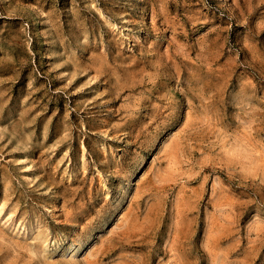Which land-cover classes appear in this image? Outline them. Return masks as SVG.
Returning a JSON list of instances; mask_svg holds the SVG:
<instances>
[{"label": "rangeland", "instance_id": "374dc122", "mask_svg": "<svg viewBox=\"0 0 264 264\" xmlns=\"http://www.w3.org/2000/svg\"><path fill=\"white\" fill-rule=\"evenodd\" d=\"M0 264H264V0H0Z\"/></svg>", "mask_w": 264, "mask_h": 264}]
</instances>
